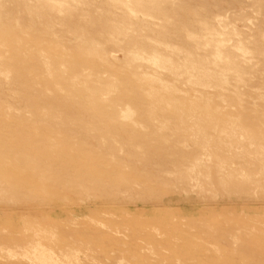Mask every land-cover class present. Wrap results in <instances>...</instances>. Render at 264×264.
I'll use <instances>...</instances> for the list:
<instances>
[{"label":"rangeland","instance_id":"1","mask_svg":"<svg viewBox=\"0 0 264 264\" xmlns=\"http://www.w3.org/2000/svg\"><path fill=\"white\" fill-rule=\"evenodd\" d=\"M0 264H264V0H0Z\"/></svg>","mask_w":264,"mask_h":264},{"label":"bare ground","instance_id":"2","mask_svg":"<svg viewBox=\"0 0 264 264\" xmlns=\"http://www.w3.org/2000/svg\"><path fill=\"white\" fill-rule=\"evenodd\" d=\"M38 257L39 259L43 260L45 263L50 261V258L47 255L43 254L42 252L38 255Z\"/></svg>","mask_w":264,"mask_h":264}]
</instances>
